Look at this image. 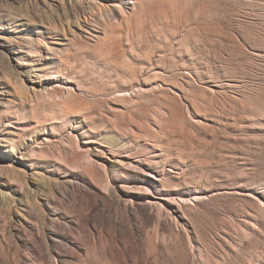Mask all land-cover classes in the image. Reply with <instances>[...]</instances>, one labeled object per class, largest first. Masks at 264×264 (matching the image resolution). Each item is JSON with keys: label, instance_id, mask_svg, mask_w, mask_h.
Listing matches in <instances>:
<instances>
[{"label": "rangeland", "instance_id": "374dc122", "mask_svg": "<svg viewBox=\"0 0 264 264\" xmlns=\"http://www.w3.org/2000/svg\"><path fill=\"white\" fill-rule=\"evenodd\" d=\"M0 51V264H264V0H0Z\"/></svg>", "mask_w": 264, "mask_h": 264}, {"label": "bare ground", "instance_id": "6f19581e", "mask_svg": "<svg viewBox=\"0 0 264 264\" xmlns=\"http://www.w3.org/2000/svg\"><path fill=\"white\" fill-rule=\"evenodd\" d=\"M70 1V0H69ZM130 3H132V2H130ZM93 9V8H92ZM92 9L90 10V11H92ZM8 26V25H7ZM38 42V41H37ZM41 44V43H40ZM38 44H36V41H34L32 44H31V46L33 47V46H37ZM30 46V45H29ZM1 52V51H0ZM35 55V54H34ZM38 56L40 57H42L43 59H44V57L46 56V54H44V51L42 50V48H41V55L39 54V55H37V57H36V55L35 56H31V59L30 60H28V64H30V66L31 67H34V68H37V69H39L40 67H41V65H43L42 64V61H43V59L42 58H38ZM55 56V55H54ZM25 61V60H24ZM24 64V63H23ZM25 65V64H24ZM54 87V89H56V90H54L55 92H54V94H56V96H57V98H56V100H58L59 101V99H61V98H63L64 97V95L66 94L65 93V91H63L64 89V87L63 88H61L60 87V85H55V86H53ZM31 88V87H30ZM47 88V87H46ZM52 88V87H51ZM50 88V90L52 91V89ZM39 90H37L38 92H39V95H41V94H47L48 92H49V90L46 92L44 89H45V86H43V85H40L39 86V88H38ZM70 89V88H69ZM68 89V90H69ZM14 90H15V88H14ZM67 90V89H66ZM67 90V91H68ZM24 92H26V91H24ZM53 92V91H52ZM52 92H51V95H52ZM22 93V92H21ZM20 93V94H21ZM68 93H69V91H68ZM50 94V93H49ZM70 94V93H69ZM22 95V94H21ZM20 95V96H21ZM24 95V94H23ZM26 95V94H25ZM68 95V94H67ZM55 96V97H56ZM70 96H72L73 97V95H70ZM22 97V96H21ZM42 97V96H41ZM46 98V97H45ZM50 100H51V98H49ZM48 98H47V100L48 101H50ZM61 104V103H60ZM64 103H63V99H62V105H63ZM57 106V105H56ZM59 107V106H58ZM60 107H61V105H60ZM63 108V107H62ZM65 109L67 108L66 106L64 107ZM67 109H69V108H67ZM43 140H46V139H43ZM1 145V144H0ZM42 145V144H41ZM22 154V153H21ZM7 166V165H6Z\"/></svg>", "mask_w": 264, "mask_h": 264}]
</instances>
